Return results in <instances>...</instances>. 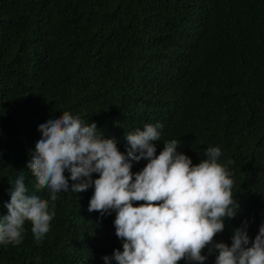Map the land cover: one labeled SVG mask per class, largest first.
<instances>
[{
	"label": "trees",
	"instance_id": "obj_1",
	"mask_svg": "<svg viewBox=\"0 0 264 264\" xmlns=\"http://www.w3.org/2000/svg\"><path fill=\"white\" fill-rule=\"evenodd\" d=\"M65 110L95 122L120 151L125 132L157 121L161 142L176 139L193 163L219 146L240 210L213 239L230 243L242 220L256 234L264 220V0H0V215L17 174L48 198L25 161L37 124ZM91 192L59 193L49 231L36 240L25 221L21 242L0 246V264H103L120 240L114 213L87 210ZM202 254L213 264L214 253Z\"/></svg>",
	"mask_w": 264,
	"mask_h": 264
},
{
	"label": "clouds",
	"instance_id": "obj_2",
	"mask_svg": "<svg viewBox=\"0 0 264 264\" xmlns=\"http://www.w3.org/2000/svg\"><path fill=\"white\" fill-rule=\"evenodd\" d=\"M162 128L157 121L125 132L127 147L120 151L95 122L85 123L67 110L47 115L37 124L39 135L25 167L35 178L34 187L46 189L48 198L30 192L22 175L9 181L0 246L19 244L25 221L40 240L50 229L58 194L91 188L87 210L114 213L112 225L120 240L119 249L101 257L103 264H204L202 250L214 253L213 264H264V220L251 238L242 220L231 229L230 243L213 239L225 219L240 210L232 173L218 162L221 148L207 147L204 158L193 163L178 151L176 139L161 142ZM156 142L162 144L158 153ZM141 159L143 167L131 171Z\"/></svg>",
	"mask_w": 264,
	"mask_h": 264
}]
</instances>
